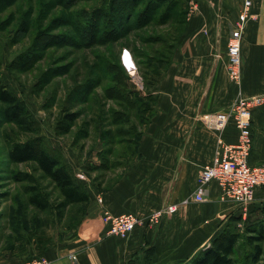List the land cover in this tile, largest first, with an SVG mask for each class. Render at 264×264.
Here are the masks:
<instances>
[{
  "label": "rangeland",
  "instance_id": "obj_1",
  "mask_svg": "<svg viewBox=\"0 0 264 264\" xmlns=\"http://www.w3.org/2000/svg\"><path fill=\"white\" fill-rule=\"evenodd\" d=\"M192 1L172 0L171 7L146 0L134 6L118 0L113 9L109 0H0V80L26 104L40 123L44 142L62 153L74 178L82 172L90 187L95 181L102 185L107 175L114 176L121 164L128 163L125 154L132 158L137 135L147 124L151 113L148 110L155 101L146 86L152 77H145L143 72H153L169 57L172 45L186 26ZM129 8L135 10L131 17ZM124 10L128 12L126 22L128 17L130 21L125 33L118 36L116 29H111L118 23L111 19H121ZM91 17L96 20L90 21ZM93 21L98 27L91 35L89 24ZM90 36L95 40L86 43ZM125 50L137 63L135 75L125 68ZM22 52L28 53L30 60L24 68H16L11 61ZM2 106L0 103V243L6 246L12 241L8 235L18 225V221L12 223L14 208L23 211L17 215L20 222L31 216L46 225L53 236L62 235L81 214L71 206L63 219L48 221L49 211H39L29 204L23 206L31 186L52 200H59L60 194L35 162L9 161L4 131L16 129L13 135L21 140L35 134L5 122ZM65 112L78 115L69 132L58 133L57 120ZM118 114H123L119 121L115 120ZM252 131L253 148L262 157H251L256 164H262L264 125ZM232 212L219 221V228L206 244L209 247L212 239L226 228L237 230L243 236L235 247L234 264H250L253 246L246 227L264 217V202L239 206ZM29 225L33 227L32 223ZM261 244L264 247V241Z\"/></svg>",
  "mask_w": 264,
  "mask_h": 264
},
{
  "label": "crops",
  "instance_id": "obj_2",
  "mask_svg": "<svg viewBox=\"0 0 264 264\" xmlns=\"http://www.w3.org/2000/svg\"><path fill=\"white\" fill-rule=\"evenodd\" d=\"M194 3L170 63L149 87L155 101L137 135L136 151L132 158L125 154L128 163L121 164L114 176L107 175L102 185L92 182L85 212L41 253L51 264H72L73 252L75 264H189L208 247L206 240L219 221L239 208L233 200L222 198L217 180L209 183L205 201L193 200V194L200 171L220 149L219 140L234 143L239 137L234 118L220 129L213 116L238 97L264 96V0H253L256 17L244 24L239 82L231 79L227 64L228 42L242 1ZM261 125L264 103L252 111V129ZM251 156L262 154L254 149ZM255 202H264V187L257 189ZM172 204L176 205L173 212L150 220ZM105 211L132 212L143 221L127 235L111 234ZM28 255L20 241L14 247L0 243V264L23 261Z\"/></svg>",
  "mask_w": 264,
  "mask_h": 264
},
{
  "label": "trees",
  "instance_id": "obj_3",
  "mask_svg": "<svg viewBox=\"0 0 264 264\" xmlns=\"http://www.w3.org/2000/svg\"><path fill=\"white\" fill-rule=\"evenodd\" d=\"M117 1L118 0H109L110 6L113 9L117 8ZM124 1L132 2L133 4H135L134 6H137L141 1L144 0ZM146 1L155 4L158 3L161 6L166 5L173 7L172 0ZM130 11L131 9L129 8L128 12ZM128 12H125V10L121 12V19H111V21H116L118 23L111 28L113 30L116 29L118 36L125 33L124 30L125 28H128V22L130 21L129 18L135 13V10L131 11L129 15L130 17H128V20L126 22ZM101 15L102 14L98 16ZM91 20H96V17H91L90 21ZM95 27H98V25L95 24V21L89 24V32L91 35ZM185 28L183 30V33L185 32ZM183 33L174 42L169 57H166L164 62H161L159 68L157 66V68L153 70V72L150 71L151 73L148 70H144L143 74L145 77H152V79H150V81L148 82V85L146 84L148 88L153 85L155 80L162 75L164 69L170 63L171 54L176 44L182 37ZM88 38L90 40H88L89 42L86 43H92L90 41L95 40L91 38V36ZM29 60V54L22 52L18 54L11 62L12 65L16 68H24ZM120 83L122 84V81H120ZM0 103L3 105L1 107V115L3 116L5 122L14 123L15 125H17L18 130L35 134L33 137L27 138L26 140H21L16 139L13 135V133L17 132L16 129L11 128L4 131V139L7 142L9 148V161L12 163H23L30 161L35 162L37 168H39L44 175L49 177L51 181L54 182L60 194L59 200H52L48 195L40 192L36 186H31L30 194L25 203H23V206H25V204H29L34 209H37L39 211H49L51 216L47 218L48 221L53 218L63 219L66 210L71 206L77 208V213H84L86 210V205L91 201V195L88 192L89 184L84 179L78 177V175L77 179L74 178L71 168L68 165L67 161L64 160L62 153L60 151L49 148L48 145L44 142V136L40 131V123L32 116L26 104L14 91H12L7 86V84L2 82L1 80ZM77 115V112H65L57 120L56 131L58 133L69 132L77 118ZM118 115L115 118V120L117 121H119L121 115L123 114ZM19 211L23 212L20 210V208H14V214H12V223L14 224L18 221V225L16 226L15 230L13 229V234L8 235L9 239L12 240L9 245L11 247H14L15 242L20 241V248L29 253L28 259L25 260L32 259L36 256H41V253L44 251L47 245L54 241L55 236H53V234L49 232L50 230H48V227L46 225L44 227V225H42L38 219H34L31 216L28 217V220L24 219V217L23 219H21L24 220V222H20L17 216ZM28 222L32 223L33 227H30V223L28 224ZM20 224L21 228H19ZM246 231L248 234L247 238L249 240V243L253 246L250 264H264V247L261 244L264 241V217L258 220V222H254L252 225L247 226ZM242 236L243 235L237 230L226 228L220 231L212 239L211 245L206 249H202L200 252H198L195 258L189 264H234L235 247L241 240Z\"/></svg>",
  "mask_w": 264,
  "mask_h": 264
},
{
  "label": "built area",
  "instance_id": "obj_4",
  "mask_svg": "<svg viewBox=\"0 0 264 264\" xmlns=\"http://www.w3.org/2000/svg\"><path fill=\"white\" fill-rule=\"evenodd\" d=\"M242 6L239 12V19L236 27L232 31L228 42L229 61L227 69L231 79L239 82L242 78V56L241 38L245 22L249 18H255L252 12L253 0H241ZM192 6L195 4L192 1ZM124 65L127 71L135 75L137 63L131 55L127 56ZM264 101L263 96H253L250 98L238 97L228 109L217 112L213 118L214 125L223 129L231 118L236 120L239 129L237 142L228 143L223 139L219 140L218 151L213 160L200 171L198 185L193 194V200L205 201L206 190L212 180H217L222 188V198L231 199L241 208H246L255 202L256 191L259 187H264V163H251V153L253 148L252 131V111L253 108ZM78 177L87 180L85 173H77ZM101 200V198H100ZM176 205H169L162 208L150 216V220H157L166 212H173ZM105 215L110 222L108 232L111 234L127 235L143 218L132 212L112 214L105 211ZM72 264L77 261V254L70 253ZM52 262L44 256H36L29 260L19 261L13 264H51Z\"/></svg>",
  "mask_w": 264,
  "mask_h": 264
}]
</instances>
